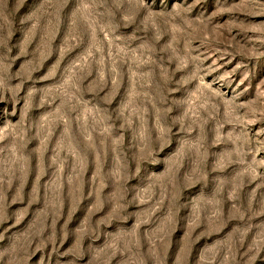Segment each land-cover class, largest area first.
Returning <instances> with one entry per match:
<instances>
[{"label": "rangeland", "instance_id": "obj_1", "mask_svg": "<svg viewBox=\"0 0 264 264\" xmlns=\"http://www.w3.org/2000/svg\"><path fill=\"white\" fill-rule=\"evenodd\" d=\"M0 264H264V0H0Z\"/></svg>", "mask_w": 264, "mask_h": 264}]
</instances>
